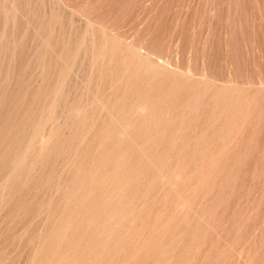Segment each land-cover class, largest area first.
I'll list each match as a JSON object with an SVG mask.
<instances>
[{"label":"bare ground","instance_id":"obj_1","mask_svg":"<svg viewBox=\"0 0 264 264\" xmlns=\"http://www.w3.org/2000/svg\"><path fill=\"white\" fill-rule=\"evenodd\" d=\"M58 4L57 0H0V222L9 218L10 235L20 240L34 221H39L53 207L50 218L56 231L51 236L53 240H44L52 253L41 258L43 264H100L103 257L100 255L127 248L131 251L122 258L128 261L138 251L137 237L143 235H140L142 242H146L152 234L146 238L140 228L148 223L145 217L151 212L157 214L162 206H155L153 200L159 199L166 184L176 183L183 176L184 162L174 152L181 150L187 139L193 140V144L205 141L207 127L204 131L195 123L184 136L185 121L190 119L193 123L204 116L205 124L211 125L222 117L220 126L213 129L216 124L211 125L212 130L207 133L211 134L208 136L211 149L218 154L248 118L250 105L248 99L244 102V97L249 95L244 93H250L244 87L232 86V81L230 85L228 81L192 79L181 72L176 76L174 71L169 75L171 71L167 72L162 56L159 59L146 53L143 56L137 47L131 46L133 43L122 41L120 35L113 36L110 32L113 30L102 29V25L95 34L91 19L78 16L73 8L60 10ZM55 8L64 13L69 27L72 22L79 24L77 36L72 38L67 31L60 33L63 19L57 24L61 15ZM191 39L188 41L192 42ZM178 45L184 47L183 42ZM104 60L115 65L106 84ZM81 69L88 72V79L79 80ZM71 81L83 85L80 95L74 87L77 95L73 97ZM104 106L108 107L105 116L97 113ZM186 112L188 118L184 117ZM105 120L108 123L104 124ZM221 127L226 128L225 132ZM163 151L167 156L176 155L175 163L173 166L169 163L168 169L164 168L167 156L162 157ZM63 175L69 181L61 185ZM147 179L150 182L145 186ZM192 185L184 191H191ZM54 186V192L45 195L38 192L41 197L34 200L39 187L50 191ZM55 195L60 198L54 201ZM172 208L175 213L176 205ZM157 225L149 228L153 230ZM38 227L31 229L33 234L29 237L33 245L27 252L33 253V259L38 244L33 238L44 235L42 227ZM70 230L71 239L64 243L62 238ZM113 254L104 257L112 263ZM120 261L117 264H124Z\"/></svg>","mask_w":264,"mask_h":264},{"label":"rangeland","instance_id":"obj_2","mask_svg":"<svg viewBox=\"0 0 264 264\" xmlns=\"http://www.w3.org/2000/svg\"><path fill=\"white\" fill-rule=\"evenodd\" d=\"M57 2L60 10L67 7L70 10L73 8L72 11L75 10L73 12L78 16L80 15L84 19L87 18L86 20L91 19L90 22L92 26L94 25V31L99 30L102 25V29L106 27V30H113H109L112 35L114 34L113 36L120 35L119 37H123L120 38L122 41H128L127 44L129 45L133 43L131 46L137 47L143 56L148 54L156 59L162 56V60L163 58L164 61L166 60L165 63L167 69H169L167 72L171 71L169 75L170 73L173 74L172 71H174L176 76L181 72L184 77L188 78L211 79L215 82L218 81V83L228 81L230 85L244 87L250 93L245 92L244 94L249 96L244 97L246 100L243 98L244 102L247 99L249 100L247 101L250 105L248 118L242 124V128L234 139L229 141L218 154L213 152L214 149H211V139L208 138L209 135L211 137V134L207 135V133L214 124L216 125L213 129L220 126V121L223 120L222 117H220L222 120L218 118L217 122L211 123L212 126L208 123L210 125L208 127L207 123L205 124L204 116L192 123L190 119H187L190 115L186 112L184 117H187V115L188 117H182L183 120H188L187 123V120L185 121L184 136H187L188 131L196 123V126L198 128L202 127L203 130L207 127V131L204 130L206 133L204 132L203 140L205 141H198L199 143L193 144V140L186 138L183 148L178 150L177 153L174 152L176 155H181L180 160L184 162L181 169L183 176H180V181L178 179L180 182L177 181L178 184L177 182L166 184L165 190L163 189L164 191L162 190L159 194V199L155 198L153 200L155 206L162 205L157 212L158 216L151 212L150 215L145 217L150 225L147 223L144 225L145 227L141 226L140 228L142 229L141 232L145 231L143 233L146 238L148 237L147 234L152 233L149 236L150 238H147L146 242H142L141 236L143 235L140 234L141 236L137 237L138 251L136 250L135 255L130 257L128 261L122 258L124 253L131 251L127 248L125 251L119 250L118 253L109 252L108 258L114 253L112 263L107 258L105 259V254L100 255L103 256L100 264H106L104 261L107 264H117L120 260H126L123 262L124 264H264V0H57ZM59 9L55 8V11L61 15L59 16L61 20L59 19L60 21L58 20L57 24L62 23L63 19L60 33L67 31V33L70 32L72 38L77 36L81 27L76 24L77 22H72L73 25H70V27L69 24H65L66 17L64 13L62 15ZM152 32L154 36L151 34ZM188 34L189 37H187ZM175 35L179 39L174 38ZM172 38H174V41ZM190 38H192V42L188 41ZM158 39L159 42H157ZM186 40L189 45L184 44ZM148 42L149 44H147ZM163 42H165L164 46L162 45ZM182 42L184 47L187 46V49L181 47ZM95 44L98 45V42H95ZM171 45L176 46L170 48ZM105 63L107 64L105 65ZM103 66L107 74V77L104 74V84H106L107 79L109 80L110 74L115 69V65L113 62L109 63L104 60ZM94 72L96 73V71ZM86 73L81 69L79 80H86L89 76V74L86 76ZM172 74L171 76H175ZM229 81H232V84ZM72 83L73 81H71ZM82 83L84 82L82 81ZM72 85L70 88L75 87L74 89H76L78 95L84 91L81 88L83 87L81 82L77 81ZM72 91V95L76 94L75 91V93ZM84 97L86 96L83 95V99ZM105 109L107 110L108 107L104 106V110L98 109L97 113H102L100 115L104 114L105 116L108 112ZM200 120L202 121L199 122ZM106 123L108 121L104 122V124ZM188 123H190L189 128H187ZM223 128L220 129L225 132ZM206 135L209 142L206 141ZM221 140L224 143L226 141ZM187 145L188 147H186ZM184 148L188 149L183 153ZM165 156L167 154L163 151L162 157ZM168 156L164 160L167 162L164 168L167 167V169L169 163L173 166L174 160H176L175 156L169 154ZM66 176L63 175L61 178L63 181H59L61 185L65 183ZM148 180L145 181V186L148 184L147 182H150ZM68 181L66 182L68 183ZM54 183L56 182L54 181ZM193 183H195L194 186ZM189 185H192L193 188L191 191L185 192L184 189H187ZM55 186L50 191L44 187L48 192L39 187L36 191V197L33 195L34 200L41 197L38 196L39 194H51V192H54ZM166 192L168 193L166 194ZM58 195H55L54 201L57 200ZM30 196H32V193ZM34 200L32 207L35 205L36 200ZM174 204L176 205L175 213L172 210ZM51 205L53 206V204ZM52 210L53 207L49 210L50 213H44L39 221H34L31 225L32 230L33 227H35V230H37V226L42 227L44 233V235L41 233L38 238L37 236L33 238L34 240L36 238L35 242L40 247L35 245V260L32 258L33 253L27 252L33 245V242L31 243L29 240V237L33 234L32 230L30 229L20 240L17 239V236L14 239L15 237L12 238L10 235L11 228L8 225L10 219L4 218L0 222V264H39V262L43 264L41 258L43 256L49 257L52 253L50 250L48 251V245L45 246L44 240L49 242L56 231L54 230L56 226L52 225L54 223L50 218ZM154 217H158L159 220L154 219ZM59 222L61 223V220ZM59 222L58 225H60ZM135 224L139 226L138 223H134V226ZM152 224L157 225V228H154L155 232L154 229L151 230ZM21 225H18V227H21ZM149 226L151 227L149 228ZM50 229L52 230L50 231ZM71 231L67 236H63L64 243L69 242L71 239ZM123 231L120 235L124 233ZM45 237L46 239H43ZM35 242L34 244H36ZM42 244L45 249L40 246ZM69 249L72 250V248ZM28 254L30 256L26 257Z\"/></svg>","mask_w":264,"mask_h":264}]
</instances>
